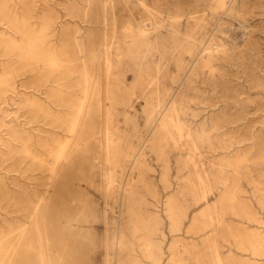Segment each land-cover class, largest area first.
Masks as SVG:
<instances>
[{
	"label": "rangeland",
	"instance_id": "1",
	"mask_svg": "<svg viewBox=\"0 0 264 264\" xmlns=\"http://www.w3.org/2000/svg\"><path fill=\"white\" fill-rule=\"evenodd\" d=\"M0 74V264H264V0H0Z\"/></svg>",
	"mask_w": 264,
	"mask_h": 264
},
{
	"label": "bare ground",
	"instance_id": "2",
	"mask_svg": "<svg viewBox=\"0 0 264 264\" xmlns=\"http://www.w3.org/2000/svg\"><path fill=\"white\" fill-rule=\"evenodd\" d=\"M29 45H30V44H29ZM36 46H37V45H36ZM36 48H37V47H36ZM29 52H30V51H29ZM208 52H209V51H208ZM34 53H35V52H34ZM47 55H48V54H47ZM55 55H56V54H55ZM60 61H61V60H60ZM65 63H66V62H65ZM107 63H108V62H107ZM110 64H111V63H110ZM110 64H109V66H110ZM69 65H70V64H69ZM71 65H72V64H71ZM71 65H70V66H71ZM51 67H52V66H51ZM71 67H73V66H71ZM69 69H70V68H69ZM71 72H72V71H71ZM107 72H108V71H107ZM78 74H79V73H78ZM0 75H1V74H0ZM107 76H108V74H107ZM109 76H110V75H109ZM116 77H117V76H116ZM107 78H108V77H107ZM107 78H106V79H107ZM104 80H105V77H104ZM107 81H109V80H107ZM107 83H108V82H107ZM107 83H106V84H107ZM104 84H105V83H104ZM106 90H108V89L106 88ZM104 93L108 95V93H107L106 91H105ZM107 95H106V98L108 97ZM104 98H105V95H104ZM79 107H80V106H79ZM110 109H111V108H110ZM110 109H109V110H110ZM104 118H105V117H104ZM170 121H171V120H170ZM105 122H106V118H105ZM106 124H107V123H106ZM107 126H108V125H107ZM160 128H161V127H160ZM163 128L166 129V128H167V124H166V128L164 127V124H163ZM104 130H105V129H104ZM107 134H108V132H107ZM107 134H106L105 136H107ZM104 139H105V138H104ZM107 139H108V137H107ZM110 139H111V138H110ZM109 141H110V140H109ZM104 142H105V140H104ZM172 142H173V141H172ZM105 143L108 144L109 142L107 143V141H106ZM105 146H106V145H105ZM106 147H107V146H106ZM32 155H33V154H32ZM53 172H54V171H53ZM198 174H199V173H198ZM198 174H197V175H198ZM104 178H105V177H104ZM105 179H106V178H105ZM109 180H110V179H109ZM193 184H194V182H193ZM203 195H204V194H203ZM142 197H143V196H142ZM21 229H22V228H21ZM1 235H2V234H1ZM208 238H209V237H208ZM208 238H207V239H208ZM212 241H213V240L211 239V242H212ZM146 247H147V246H146ZM145 249H146V248H145ZM215 251H216V250H215ZM153 254H154V252H153ZM214 255H215V254H214ZM150 258H151V257H150ZM220 262H221V261H220Z\"/></svg>",
	"mask_w": 264,
	"mask_h": 264
}]
</instances>
